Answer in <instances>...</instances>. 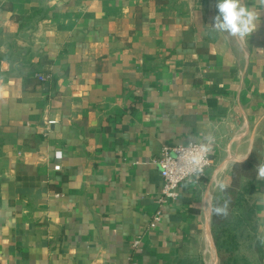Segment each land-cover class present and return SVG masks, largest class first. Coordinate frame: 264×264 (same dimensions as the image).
Segmentation results:
<instances>
[{
    "label": "crops",
    "instance_id": "obj_1",
    "mask_svg": "<svg viewBox=\"0 0 264 264\" xmlns=\"http://www.w3.org/2000/svg\"><path fill=\"white\" fill-rule=\"evenodd\" d=\"M215 5L0 0V264H221L217 185L264 164V15L240 41ZM208 135L205 175L159 205L162 146ZM249 202L264 264L257 173Z\"/></svg>",
    "mask_w": 264,
    "mask_h": 264
},
{
    "label": "trees",
    "instance_id": "obj_2",
    "mask_svg": "<svg viewBox=\"0 0 264 264\" xmlns=\"http://www.w3.org/2000/svg\"><path fill=\"white\" fill-rule=\"evenodd\" d=\"M260 155L253 149L245 161H236L230 167V181L227 190H219L211 203L210 229L216 254L221 264H257V253L261 242L256 237L255 213L249 202L253 181L260 164ZM229 200L228 215L223 217L214 208ZM186 264H200L198 260Z\"/></svg>",
    "mask_w": 264,
    "mask_h": 264
},
{
    "label": "built area",
    "instance_id": "obj_3",
    "mask_svg": "<svg viewBox=\"0 0 264 264\" xmlns=\"http://www.w3.org/2000/svg\"><path fill=\"white\" fill-rule=\"evenodd\" d=\"M38 79L46 80L49 75L38 74ZM202 143L188 141L185 144H165L162 146L156 163L162 177V187L158 198L159 205L175 199L177 187L186 180L201 178L211 166L213 159L210 152H205ZM57 156H60L57 153ZM197 163H193V161ZM202 171L197 174L196 168ZM159 211L155 215L158 218Z\"/></svg>",
    "mask_w": 264,
    "mask_h": 264
},
{
    "label": "clouds",
    "instance_id": "obj_4",
    "mask_svg": "<svg viewBox=\"0 0 264 264\" xmlns=\"http://www.w3.org/2000/svg\"><path fill=\"white\" fill-rule=\"evenodd\" d=\"M264 4V0H261ZM217 14L212 18L210 27L213 32L218 34H225L228 37L244 41L249 38L261 25V17L264 15V8L258 10L254 5L249 6L245 0H216ZM212 136L206 137L207 143L202 145L205 152H210V144L212 143ZM193 163H197L195 160ZM257 179L264 180V164L257 166ZM202 171L199 167L196 168L197 174ZM218 190L225 193L227 185L220 182ZM230 201L225 200L223 204L214 208L217 215L227 217L228 205Z\"/></svg>",
    "mask_w": 264,
    "mask_h": 264
},
{
    "label": "bare ground",
    "instance_id": "obj_5",
    "mask_svg": "<svg viewBox=\"0 0 264 264\" xmlns=\"http://www.w3.org/2000/svg\"><path fill=\"white\" fill-rule=\"evenodd\" d=\"M213 255V254H212ZM214 256V255H213ZM215 259V258H214Z\"/></svg>",
    "mask_w": 264,
    "mask_h": 264
}]
</instances>
